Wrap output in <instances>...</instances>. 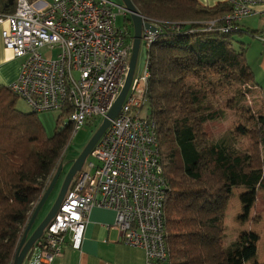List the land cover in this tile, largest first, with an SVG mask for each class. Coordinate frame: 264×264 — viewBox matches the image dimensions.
Instances as JSON below:
<instances>
[{"label":"trees","instance_id":"obj_1","mask_svg":"<svg viewBox=\"0 0 264 264\" xmlns=\"http://www.w3.org/2000/svg\"><path fill=\"white\" fill-rule=\"evenodd\" d=\"M131 1L160 26L150 45L142 44L149 74L145 113L155 122L168 181L167 264H247L256 256L258 234L240 230L225 243L224 222L234 188L249 190L243 199L249 203L255 191L264 190V99L256 109L241 105L251 87L264 94V86L254 80L245 44L233 36L238 28L203 29L211 20L220 23L231 6L227 1L214 6L198 0ZM229 90L238 94L220 102L219 95ZM17 98L10 86H0V264H10L30 203L48 187L72 130L67 122L46 135L36 112L16 108ZM228 109L239 112L242 121L211 140L206 124L223 119Z\"/></svg>","mask_w":264,"mask_h":264},{"label":"built area","instance_id":"obj_2","mask_svg":"<svg viewBox=\"0 0 264 264\" xmlns=\"http://www.w3.org/2000/svg\"><path fill=\"white\" fill-rule=\"evenodd\" d=\"M6 3H0V24L7 23L1 29L2 42L21 59L11 90L34 112L66 110L71 137L88 120L103 119L129 68L133 31L127 24H117L118 14H126L124 6L110 0H13L12 11L7 12ZM227 3L231 9L222 21L211 20L204 30L230 33L251 15L264 23V0ZM148 21L156 30L143 28L140 42L147 47L160 30L157 21ZM254 37L264 43V28ZM148 75L144 69L138 78L132 76L120 111L90 152L93 159L85 160L76 172L21 264H55L65 247L80 249L93 207L115 212L112 226L120 241L141 248L145 264L168 263L163 216L168 181L159 161L155 122L145 113ZM39 200L30 203L10 264Z\"/></svg>","mask_w":264,"mask_h":264},{"label":"rangeland","instance_id":"obj_3","mask_svg":"<svg viewBox=\"0 0 264 264\" xmlns=\"http://www.w3.org/2000/svg\"><path fill=\"white\" fill-rule=\"evenodd\" d=\"M114 4L123 7L122 0H110ZM117 10V7H116ZM130 14L126 11V14L123 16L122 14H118L117 16V24L119 26H123L127 24L133 30L132 22L130 23ZM237 37L236 35H234ZM244 37H248V34H244ZM52 53H49L50 56ZM145 64V54L144 47L142 42H140L137 59L134 67L133 78H138L143 70ZM264 86V84H259ZM242 89V87L240 88ZM251 93H245L244 99L241 101V105L253 106L254 109L260 107V102L262 98L264 99V94L259 92L256 88H252ZM236 93L234 90H229L226 92H222L219 95V101H226L232 96L236 97ZM16 108L21 112H31L32 109L28 106V104L21 98H17L16 100ZM239 112L234 110H226L225 117L221 120L213 121L206 124L205 129L208 136L211 140H216L219 135L227 130L235 129L239 123L242 121ZM36 117L38 121L42 124L45 134L51 135L56 127L63 126L68 122L65 114L61 115L60 111H40L36 112ZM102 119L101 117H97L94 120H88L84 124L80 125L77 129L75 135L70 137L66 148L63 150L60 164L61 172L58 177L57 182L55 183L53 189L49 193L45 202L39 208L38 212L35 215L34 221L29 229L28 236L34 231V229L41 223V221L45 218L49 210L51 209L54 201L57 198L62 182L73 165L74 161L77 159L79 154L82 152L83 148L86 146L88 141L91 139L96 129L100 125ZM246 139V138H242ZM93 159L90 154L86 157L85 160ZM75 176L72 180H74ZM234 194L230 198L228 202V206L226 208V218L225 225L227 226V237L225 239V243L229 240L235 238L240 230H253L259 236V241L257 243V252L256 257L254 258V262L256 264H264V190H257L254 192V201L249 203L246 196H249V190L242 188H234ZM235 236V237H233ZM230 238V239H229ZM254 262H248V264H253Z\"/></svg>","mask_w":264,"mask_h":264},{"label":"crops","instance_id":"obj_4","mask_svg":"<svg viewBox=\"0 0 264 264\" xmlns=\"http://www.w3.org/2000/svg\"><path fill=\"white\" fill-rule=\"evenodd\" d=\"M198 1L204 6H214L227 0ZM6 5L4 10L11 12L13 3L7 7ZM2 27H7V23L0 24V86H10L19 75L21 59L14 57L12 51L4 47ZM237 28L240 32L233 36L236 35L245 44V55L254 80L258 84H264V43L250 34L262 30L264 23L257 15H251L243 18ZM244 34H248V37H244ZM114 220L113 210L93 207L88 214L80 249L65 247L55 264H145V254L141 248L127 246L120 241L119 232L112 226ZM248 262H254V259Z\"/></svg>","mask_w":264,"mask_h":264},{"label":"water","instance_id":"obj_5","mask_svg":"<svg viewBox=\"0 0 264 264\" xmlns=\"http://www.w3.org/2000/svg\"><path fill=\"white\" fill-rule=\"evenodd\" d=\"M123 1V6L124 8L129 12L130 14V20L132 22L133 26V46L131 50V55L129 58V68H128V73L124 82V85L117 96L116 100L114 101L113 105L111 106L110 110L107 112L106 116L102 119L100 125L96 129L95 133L91 137V139L88 141L86 146L83 148L82 152L79 154L77 159L74 161L73 165L67 172L62 185L60 187L59 193L57 195L56 200L54 201L51 209L45 216V218L41 221V223L34 229V231L31 233V235L28 236L29 229L31 228V225L34 221L35 215L38 212L39 208L42 206V204L45 202L46 198L48 197L49 193L53 189L55 183L58 180V177L61 172V167L59 166L53 175L48 187L44 191L43 195L41 196L38 205L36 206L24 232L21 237V240L19 242L18 246V252L15 256V260L13 264H21L22 259L24 255L26 254L27 250L30 248L34 240L40 236L44 226L48 223V221L51 219V217L55 214V212L58 209V206L62 200V198L65 195V192L67 191V188L69 184L71 183V180L73 179L74 175L76 174L77 171L81 170L86 157L90 154L91 150L95 146L96 142L102 135V133L105 131V129L108 127L110 120L113 119L118 112L120 111L122 101L124 99V96L126 95V92L129 88L130 82L132 80L133 72H134V67L137 59V54H138V49L140 45V39H141V33L143 28L147 29L151 32H155L156 26L152 23L149 22L147 19H145L136 9L134 4L132 3L131 0H122ZM13 0H7V5L10 6L12 5ZM6 5V7H7Z\"/></svg>","mask_w":264,"mask_h":264}]
</instances>
